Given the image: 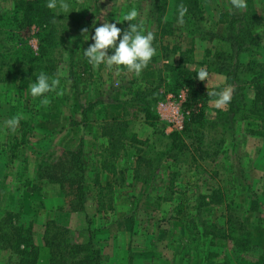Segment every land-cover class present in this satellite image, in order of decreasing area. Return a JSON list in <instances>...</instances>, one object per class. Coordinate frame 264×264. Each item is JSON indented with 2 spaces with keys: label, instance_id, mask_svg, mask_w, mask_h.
Wrapping results in <instances>:
<instances>
[{
  "label": "rangeland",
  "instance_id": "rangeland-1",
  "mask_svg": "<svg viewBox=\"0 0 264 264\" xmlns=\"http://www.w3.org/2000/svg\"><path fill=\"white\" fill-rule=\"evenodd\" d=\"M14 1L0 0V12L10 9ZM182 1L67 0L72 11L55 9L64 37L43 57H56L55 67L49 69L47 60L40 63L41 67L33 62L30 73L34 77L40 72L50 77L62 74L57 91L62 90L63 95L46 94L51 101L47 106L41 105L42 98L31 96V83L20 85V76L10 72L17 67L10 68L9 61L0 55V220L10 208L22 215L17 222L31 227L33 241L40 247L37 264H50L46 239L65 236L45 234L50 219L70 227L74 242L93 241L105 264H264V120L250 112L255 104V89L252 81L243 78L249 58L264 65V36L260 34L264 33V0H247L244 10L233 8L230 0H201L205 11L198 24L203 35L189 26V13L181 29L176 30L182 36L162 34L164 23L160 20L167 24L173 21L167 26L170 30L179 24ZM133 8L139 15L132 23L142 21L145 34L151 31L155 35L156 54L141 75L137 77L124 68L115 75V69L108 70L103 64L97 69L86 64L83 52L93 43L95 27L107 21L127 29L129 22L123 21V16ZM229 10H255L260 16L261 23L254 27L258 42L247 43L251 51L237 53L236 46L224 37L227 23L217 21L221 12ZM236 25L240 27L238 22ZM83 28H88V33L82 35ZM38 29L34 24L22 32L36 51ZM237 31L240 34L241 30ZM194 44L193 61L186 66L195 72L201 67L207 69L208 87L206 81H198L210 91L223 83L232 84H228L225 74L214 71L216 64L211 55H205V49L227 53L230 69L239 73L246 86L245 93L236 94L238 101L233 107L230 102L218 109L215 100L195 104L188 99L186 85L172 89L176 70L168 64L175 67L180 50ZM113 52L109 49L110 55ZM17 59L18 56L10 59L12 65ZM250 67L260 68L258 64ZM251 73L248 71L247 77ZM150 86L164 94L155 104L159 119L151 124L143 111L131 119L129 132H136L143 142L135 140L119 157L120 173L103 172L101 182L94 184V172L101 169L99 152L108 143L101 135V123L123 114V104L115 99L129 98ZM90 103L93 109L86 119L83 106ZM202 109L205 116L193 120L192 114ZM218 110L228 115L220 116ZM16 115L23 118L12 132L4 122ZM174 131L180 134L179 146L171 149L169 133ZM82 142L88 155L83 210L77 207L81 197L76 186L68 185L63 191L61 185L66 181L62 174L68 167L61 163L64 150ZM136 147L154 158L157 171L151 170V181L132 177ZM115 177L120 182L115 185L114 206L99 211L101 201L108 204L110 191L106 183H116ZM213 190L222 193L224 203L205 204L208 198L204 196ZM247 242L250 247H246ZM18 258L8 244L0 245V264H19Z\"/></svg>",
  "mask_w": 264,
  "mask_h": 264
},
{
  "label": "trees",
  "instance_id": "trees-1",
  "mask_svg": "<svg viewBox=\"0 0 264 264\" xmlns=\"http://www.w3.org/2000/svg\"><path fill=\"white\" fill-rule=\"evenodd\" d=\"M48 0H15L13 6L10 9H3L0 12V55L3 56L4 61H9V67L17 68L11 70L13 74L20 76V85L27 86L29 83H33L36 79L34 75L30 74L32 72L31 64L33 62L41 67L42 61L47 60V66L49 69L55 67L57 58H46L43 57L45 54H48V51H53L57 45L61 44V39L64 37L58 28V21L56 19L59 16L58 13H55L54 10L49 9L46 5ZM182 5L187 8V13H189V26L193 27L194 30H197L203 35V28L198 22L201 19H204V5L201 0H183ZM180 7V6H179ZM251 13V14H250ZM232 15L230 17L224 18L225 16ZM224 15V17H222ZM62 16V14H61ZM160 16H163L161 13ZM184 19V18H183ZM239 21H238V20ZM163 20V19H162ZM164 23L161 27L162 34H173L182 36L177 32L181 29L180 23H175L172 27V30L168 29L167 26L171 24L167 21H162ZM219 23H227V34L224 36L230 40L234 46H236V52L251 51L250 45L247 44L251 42L253 45L258 42V39L254 32V27L261 23V18L255 10L252 12H235V11H225L221 12V17L217 21ZM236 22L240 24V27L237 28ZM188 23V22H187ZM197 23V24H196ZM38 25L39 29L37 35L39 37L38 50L36 51L29 44L28 38L22 33L27 27H32V25ZM167 24V25H166ZM174 28V29H173ZM178 29V31H176ZM240 31V34L238 33ZM193 30V31H194ZM207 32V31H205ZM200 38H204L201 37ZM213 35L217 33L213 32ZM254 37V38H253ZM200 40V39H199ZM195 44L186 49L180 50L179 62H176L177 65L173 67V63L168 64L172 70L175 72V88L179 85H186L188 87V99L196 103H205L210 100H215L216 97H211L208 95L210 89H205L201 86L200 82L196 78L197 72L192 71L187 68V64L193 61L192 52L195 50ZM211 47L205 49V55H211L213 57L212 61L216 64L214 71L216 73L225 74L228 84H234V98L231 101L230 106L233 107L234 103L238 101L239 91L242 93L246 92V86L244 82L240 79L238 72L230 69L231 62H227V56L225 51L222 49H216L212 51ZM176 50V52H178ZM190 55H189V54ZM18 56L15 65H12L11 58ZM10 57V58H9ZM86 58V57H85ZM226 60V61H225ZM14 62V61H12ZM86 64L87 58H86ZM252 64H258L260 68L256 69L250 67ZM248 68L245 69L244 79L252 81V85L255 89L256 98L254 101V106L250 109V112L256 118L264 120V65L258 63L254 57H251L246 62ZM254 68V69H252ZM248 69V70H247ZM252 72L251 77H247V74ZM226 81V82H227ZM242 82V84L240 83ZM240 83V84H239ZM226 84L216 86L214 90H222ZM164 94L160 92L157 87H147L142 91H137L132 94L131 97L126 99H115L118 103H122L124 107V112L121 116H114L111 119L104 120L101 125V135L107 138V145H104V148L99 152L100 158L99 163L101 169L95 171V182L94 184H99L101 173H112L116 175L120 173L118 171L121 168L118 164L119 157L128 151L129 146L134 144V141L137 140L139 143H142L143 140L137 137L136 132H129L130 121L135 116L139 115L143 111L147 121L151 124L159 119V113L155 108V104ZM201 108V106L199 107ZM93 109V103L83 106L84 118H88L89 111ZM219 115H228L222 114L221 110ZM205 110H200L199 113H193L191 118L197 120L205 116ZM178 131L169 133L172 137V148L179 146L178 140L180 134ZM145 142V141H144ZM180 142V141H179ZM183 145L180 146V148ZM140 147H136V165L132 169V177L139 178L141 177L144 181L148 179L152 174V169L157 171L154 166V158L152 156H147L145 153L141 152ZM85 149L83 142L80 145H77L73 149L64 150V160L61 162L63 167H67V171L62 174L66 181L62 185V190L65 191L66 186L75 185L77 192L81 197L78 201L77 207L81 210L85 209L86 205V191H85V173L87 170V156H85ZM93 163V162H92ZM122 166V165H121ZM151 171V173H150ZM42 175V173H40ZM44 174V173H43ZM68 176V177H66ZM68 178V179H67ZM59 180V179H57ZM86 180V179H85ZM116 183L114 181H108L106 187L110 191V196L108 197V204L101 201L99 211H103L104 207L109 209L114 206V195L115 185L117 181L120 182L115 177ZM72 194L74 193L71 191ZM66 197V194L64 193ZM170 196V195H169ZM165 197V196H164ZM204 197L208 198L205 201V204H222L224 203V198L222 193L219 190H213ZM168 198V196H166ZM64 203V202H63ZM62 203V204H63ZM62 204L60 206H62ZM19 212L14 211L13 209H8L6 215L0 220V245L8 244L14 251L15 254L19 256L17 261L19 264H37L38 256L40 253V247L36 245L32 238V229L28 224H20L16 219L19 217ZM22 216V215H21ZM54 228V229H53ZM63 234L64 238L57 237L54 240L50 241L46 239L47 245L50 246V264H105L102 259L101 250H99L95 243L91 240L86 242H74L72 240L71 228L60 224L54 219H50L45 226V234ZM236 241H241L240 238H235ZM23 245V246H22ZM243 246V245H242ZM246 247H250L249 243H246ZM264 251V249H263Z\"/></svg>",
  "mask_w": 264,
  "mask_h": 264
},
{
  "label": "clouds",
  "instance_id": "clouds-1",
  "mask_svg": "<svg viewBox=\"0 0 264 264\" xmlns=\"http://www.w3.org/2000/svg\"><path fill=\"white\" fill-rule=\"evenodd\" d=\"M230 4L237 10H244L248 6L247 0H230ZM46 6L51 10L59 8L62 13L72 11L67 0H48ZM178 13V22L183 24L187 8L181 5ZM138 15L139 13L135 8L124 14L123 21L129 22L127 29L122 30L117 27V23L107 21H103L102 24L95 27L94 34L91 36L93 43L83 52L87 62L94 69L103 64L108 70L115 69V75H120L121 68L135 74L137 77L141 75L156 54V49L153 47L154 33L147 31L145 34L142 21L132 23V21L137 20ZM88 31V28L81 29L82 35L88 33ZM260 34L264 36V33ZM87 39H89V36ZM109 49L114 50L113 54H109ZM61 75V73H57L55 76L50 77L45 72H40L35 82L29 85L31 96L42 98L40 100L42 106L49 105L51 101L46 94L55 92L57 95H63L62 90L57 91ZM196 78L200 81H206V87H208L209 73L205 67L197 70ZM234 90L235 86L229 85L220 91H209L208 95L216 97L214 105L216 108L222 109L231 102ZM22 118L21 115L13 116L7 119L4 125L7 129L15 132Z\"/></svg>",
  "mask_w": 264,
  "mask_h": 264
},
{
  "label": "crops",
  "instance_id": "crops-1",
  "mask_svg": "<svg viewBox=\"0 0 264 264\" xmlns=\"http://www.w3.org/2000/svg\"><path fill=\"white\" fill-rule=\"evenodd\" d=\"M216 78H221V77L218 76V77H216ZM222 82H223V81H222Z\"/></svg>",
  "mask_w": 264,
  "mask_h": 264
},
{
  "label": "built area",
  "instance_id": "built-area-1",
  "mask_svg": "<svg viewBox=\"0 0 264 264\" xmlns=\"http://www.w3.org/2000/svg\"><path fill=\"white\" fill-rule=\"evenodd\" d=\"M188 91V90H187ZM187 91H186V94H187ZM177 110V109H176ZM182 126V125H181Z\"/></svg>",
  "mask_w": 264,
  "mask_h": 264
}]
</instances>
